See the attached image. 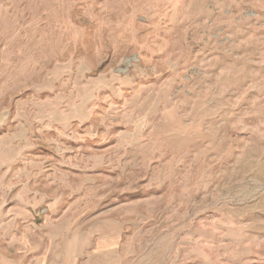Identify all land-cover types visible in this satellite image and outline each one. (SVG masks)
<instances>
[{"label": "rangeland", "instance_id": "obj_1", "mask_svg": "<svg viewBox=\"0 0 264 264\" xmlns=\"http://www.w3.org/2000/svg\"><path fill=\"white\" fill-rule=\"evenodd\" d=\"M0 264H264V0H0Z\"/></svg>", "mask_w": 264, "mask_h": 264}]
</instances>
